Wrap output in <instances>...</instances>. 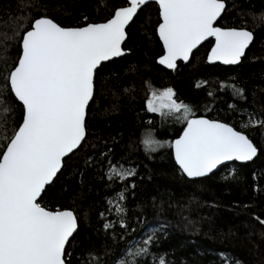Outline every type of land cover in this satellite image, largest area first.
<instances>
[{"label": "trees", "instance_id": "16d2710c", "mask_svg": "<svg viewBox=\"0 0 264 264\" xmlns=\"http://www.w3.org/2000/svg\"><path fill=\"white\" fill-rule=\"evenodd\" d=\"M125 4L124 0H0V88L7 85L6 74L20 51L14 33L22 31V25L27 27L28 18L46 16L64 27L83 26V17H88L87 22H102ZM226 7L220 25L254 33L235 66L206 62L212 40L198 47L187 63L178 62L174 69L160 66L156 61L163 52L156 35L159 9L150 2L126 28L123 47L128 53L99 68L94 98L87 108L86 140L65 158L42 200L47 207L69 208L80 217L76 240L65 257L68 264H82L86 248L94 250L100 264H115L123 250H137L135 242L129 241H139L160 224L165 227L156 233L159 239L148 247L165 255L168 264H224L221 252L228 254V264H264V224L256 219H264V128H241L248 120L242 113L264 116V0H226ZM233 86L244 90L242 99ZM152 88H172L174 98L189 105L195 116L220 120L245 132L258 147V155L250 162H232L206 177L189 179L176 166L168 145L146 154L141 140L149 130H154L155 138L170 142L184 127L176 120L178 113L163 116L147 110ZM4 100L12 109L11 135L13 118L17 126L21 118V106L10 86ZM109 149L114 161L125 157L123 163L137 171L128 180L134 179L136 187L126 194L127 230L119 223L105 230L99 215L107 208L105 198L120 188L117 183L109 190L102 179L101 165ZM127 259L130 264L134 257ZM144 260L157 264L152 256Z\"/></svg>", "mask_w": 264, "mask_h": 264}, {"label": "snow or ice", "instance_id": "6c2138e0", "mask_svg": "<svg viewBox=\"0 0 264 264\" xmlns=\"http://www.w3.org/2000/svg\"><path fill=\"white\" fill-rule=\"evenodd\" d=\"M155 3L159 6L156 32L163 44L159 63L170 69L176 67L178 59L188 61L197 45L209 37L215 39L207 56L209 62L238 64L254 39L253 31L244 27L220 25L222 14L227 12L226 0ZM146 4L147 0H127V6L116 8L102 22H87L88 17H83V26L64 27L46 16L28 18L27 27L22 25V31L14 33L20 51L6 74L7 85L0 88V105H5L0 110V139L4 141L0 143V264H68L65 257L76 240L80 217L69 208L47 207L42 200L65 158L86 140L87 108L94 98L95 78L102 62L125 54L126 28ZM9 86L21 106V118L18 126L13 118L11 135L8 115L12 109L4 100ZM233 92L241 99L244 96L241 88L233 86ZM174 96L172 88L152 92L146 107L163 116L178 113L176 120L184 125L183 131L168 142L155 138L154 130H149L141 140L146 154L168 145L179 170L188 178L205 177L225 162L252 161L258 155V147L245 132L219 120L195 116L189 105ZM242 115L248 120L241 128H264V116L257 118L251 112ZM111 153L109 149L107 161L101 165L102 179L109 190L117 183L120 188L105 198L107 208L99 215L105 230L112 229L114 223L127 230L126 194L136 187L134 179L132 183L128 180L137 171L123 163L125 157L114 161ZM256 219L264 224V219ZM164 227L160 224L145 233L146 238L129 241L135 242L137 250H123L115 264H129V256L134 257L130 264H147L144 257L148 256L157 264H168L165 255L152 253L148 247L156 244V233ZM219 256L228 264L227 253ZM81 258L82 264H100V257L91 248L84 249Z\"/></svg>", "mask_w": 264, "mask_h": 264}, {"label": "water", "instance_id": "95a60500", "mask_svg": "<svg viewBox=\"0 0 264 264\" xmlns=\"http://www.w3.org/2000/svg\"><path fill=\"white\" fill-rule=\"evenodd\" d=\"M125 2H126V4L124 5V6H127V0H124ZM150 2H154L155 3V0H147V4L148 3H150ZM157 5V4H156ZM158 6V5H157ZM121 7H123V6H121ZM143 6H141V8H142ZM158 9H159V6H158ZM139 11V10H138ZM135 17V16H134ZM40 18V17H39ZM49 18V17H48ZM55 22V21H54ZM131 22V21H130ZM97 23H99V22H97ZM158 25V24H157ZM128 27V26H127ZM157 27V26H156ZM247 30V29H246ZM156 35H157V37H158V39H159V35H158V33L156 32ZM208 40H212V44H211V46H210V48H209V50H208V52H207V54H206V62L208 63V64H220V65H224V64H222L221 62H219V61H213V62H209L208 61V59H207V56H208V53H209V51L211 50V47L213 46V44L215 43V39H214V37H209L207 40H205V41H201V43L199 44V45H197V47L193 50V52L198 48V47H200L202 44H204L205 42H207ZM159 41H160V39H159ZM252 42V41H251ZM251 42H250V44H251ZM160 43H161V45H162V49H163V44H162V42L160 41ZM249 44V45H250ZM247 49V48H246ZM246 49H245V51H246ZM128 53V51L127 50H125V54H127ZM124 54V55H125ZM161 55H163V52H162V54ZM160 55V56H161ZM192 55V54H191ZM191 55H190V57H191ZM159 56V57H160ZM244 56V55H243ZM242 56V57H243ZM159 57L157 58V63L160 65V66H162V67H164V68H168L166 65H161L160 63H159ZM190 57H189V60H190ZM242 57H241V59H242ZM116 58H118V57H116ZM113 59H115V58H113ZM188 60V61H189ZM188 61H184V60H182V59H178L177 60V62H176V64L178 63V62H182V63H187ZM107 62V61H106ZM103 63H105V62H102V64ZM240 63V62H239ZM238 63V64H239ZM235 65H237V64H235ZM235 65H224V66H235ZM168 69H170V68H168ZM91 101V100H90ZM199 117V116H198ZM203 117H205V116H203ZM205 118H207V119H210V118H208V117H205ZM220 121V120H219ZM221 122H223V121H221ZM226 123V122H225ZM183 131V128H182V130H181V132ZM177 137H175L174 139H176ZM173 139V140H174ZM70 155V154H69ZM173 156V155H172ZM255 158V157H254ZM253 158V159H254ZM173 160H174V156H173ZM174 162H175V160H174ZM232 162H237V163H247V162H250V161H246V162H241V161H228V162H225L223 165H220V166H218L217 167V169H214L213 170V172L214 171H216V170H218L219 168H221L222 166H224V165H226V164H230V163H232ZM176 164V163H175ZM177 167H178V165H176ZM179 168V167H178ZM212 173V172H211ZM211 173H209V174H211ZM208 174V175H209ZM207 175V176H208ZM186 176V175H185ZM187 177V176H186ZM206 177V176H205ZM188 178V177H187ZM198 178H203V177H197V178H189V179H198Z\"/></svg>", "mask_w": 264, "mask_h": 264}, {"label": "rangeland", "instance_id": "374dc122", "mask_svg": "<svg viewBox=\"0 0 264 264\" xmlns=\"http://www.w3.org/2000/svg\"><path fill=\"white\" fill-rule=\"evenodd\" d=\"M161 90H163V89H160V88H152L151 89V91H150V94L152 93V92H157V93H159ZM159 101H157V103H158Z\"/></svg>", "mask_w": 264, "mask_h": 264}]
</instances>
